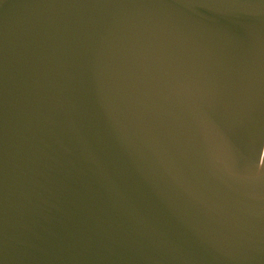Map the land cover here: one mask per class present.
Segmentation results:
<instances>
[{"label": "water", "instance_id": "obj_1", "mask_svg": "<svg viewBox=\"0 0 264 264\" xmlns=\"http://www.w3.org/2000/svg\"><path fill=\"white\" fill-rule=\"evenodd\" d=\"M0 264H264V0H0Z\"/></svg>", "mask_w": 264, "mask_h": 264}]
</instances>
